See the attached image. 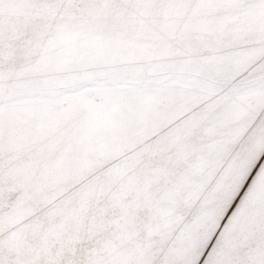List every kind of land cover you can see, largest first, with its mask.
<instances>
[{"label": "snow or ice", "instance_id": "1", "mask_svg": "<svg viewBox=\"0 0 264 264\" xmlns=\"http://www.w3.org/2000/svg\"><path fill=\"white\" fill-rule=\"evenodd\" d=\"M0 264H264V0H0Z\"/></svg>", "mask_w": 264, "mask_h": 264}, {"label": "rangeland", "instance_id": "2", "mask_svg": "<svg viewBox=\"0 0 264 264\" xmlns=\"http://www.w3.org/2000/svg\"><path fill=\"white\" fill-rule=\"evenodd\" d=\"M253 174H255V173H253Z\"/></svg>", "mask_w": 264, "mask_h": 264}]
</instances>
